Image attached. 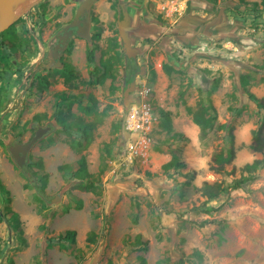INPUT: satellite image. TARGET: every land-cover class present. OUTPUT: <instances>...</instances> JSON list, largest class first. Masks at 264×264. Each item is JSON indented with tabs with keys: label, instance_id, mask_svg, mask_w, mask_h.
I'll use <instances>...</instances> for the list:
<instances>
[{
	"label": "rangeland",
	"instance_id": "obj_1",
	"mask_svg": "<svg viewBox=\"0 0 264 264\" xmlns=\"http://www.w3.org/2000/svg\"><path fill=\"white\" fill-rule=\"evenodd\" d=\"M82 1L40 0L12 25L21 46L12 36L0 39V153L14 176L0 184L9 191L26 243L6 215L0 264H264V167L241 189H229L248 175L246 165L264 160V109L250 99L264 100V0H119L130 19L131 59L140 68L127 91L115 0L95 1L88 12L90 39L70 37L52 66L51 44ZM87 48L94 50L93 64L86 62ZM114 52L121 62L113 65L112 78L99 83L102 62ZM66 65L76 75L69 82L55 74ZM164 65L173 69L169 76ZM140 89L150 91L152 109L145 141L123 126ZM89 99L96 103L90 114ZM159 109L171 113L170 133L160 127ZM35 115L42 116L35 121ZM56 117L72 126L95 122L89 147L71 150L68 142L80 134L68 137ZM45 127L50 131L19 169L8 153L10 139L24 144ZM81 157L95 177L93 192L80 190L89 182L76 174ZM172 158L183 168L163 170ZM61 165L69 171L59 172ZM44 173L48 184L39 196L34 185ZM204 183L225 192L208 199ZM19 192L28 215L37 218L31 232L12 205ZM77 200L79 211L73 208ZM6 207L0 192L1 216ZM208 207L216 211L201 212ZM67 230L76 232L75 245L65 243L63 250L54 240ZM90 233L93 242L86 240ZM137 235L144 246L135 244Z\"/></svg>",
	"mask_w": 264,
	"mask_h": 264
},
{
	"label": "trees",
	"instance_id": "obj_2",
	"mask_svg": "<svg viewBox=\"0 0 264 264\" xmlns=\"http://www.w3.org/2000/svg\"><path fill=\"white\" fill-rule=\"evenodd\" d=\"M239 3L246 5L247 3L244 0H238ZM264 5V1L261 3ZM112 7H114L117 11L118 14V21H122L123 20V10L122 7L119 3V0H115V3L111 5ZM258 4L257 3H252V10L254 12H257L258 15L261 14V11H264V8L259 12L257 9ZM13 31V26H11L8 30H6L5 32L0 34V39H2L3 37H5L6 35L12 36V40L11 42L14 43H18L19 46H21V41L16 37V35L12 32ZM100 35L96 34L95 36H93L94 40H99ZM13 43V44H14ZM118 47V44L116 41H114L113 43V48L116 49ZM86 62L88 64H93L94 62V50H91L89 48L86 49ZM120 55L117 52H114V55L109 56L108 58H106L103 62H102V68L104 70V73L99 81V83H103L105 81V79H107L108 77L112 78V74L111 69L113 67L114 64H118L121 62L120 60ZM3 60V59H2ZM125 62L128 65V67L125 70V76H124V80H125V91L128 90V88L130 87V85L134 82V78L137 74H139L140 72V68L136 67L133 63L132 59L126 58L125 57ZM65 68L62 70H55V74L60 75L64 81L69 82L70 80L76 78V75L74 74V68L70 65H66L64 66ZM173 69L167 65L163 66V72L169 76L173 71ZM45 88H47L45 86ZM180 96H182V93H180ZM250 99L256 104V106L259 109H264V100H259L256 99L254 96L250 95ZM89 104L86 105V109L85 111L90 114L92 112H94L96 103L93 99H89L88 101ZM158 114L161 118V123H160V127L166 131L167 133L171 132V121H170V115L171 113L168 111H163L162 109H159ZM42 115H35L33 117V120L37 121L41 118ZM57 121L59 122L61 128L63 129V132L71 138V133L72 131H76L77 133L80 134L79 138H72L70 142H68V145L70 147L71 150L75 151V152H81L82 150H85L89 147V145L92 143L93 141V137H92V132L96 127V123H84L82 121H79L76 125L72 126L70 124H67L64 122V120H62L61 118H57ZM181 137V135L179 134H174L173 135V139H179ZM52 143V141L50 142ZM107 155L110 154V151L108 149L105 150ZM35 164L37 165V167L39 169L43 168V162L41 159H38ZM183 164L181 162H178V160L176 158H172L169 162H167L166 164H164L162 166V169L165 171H168L170 169H180L183 168ZM264 167V160H254L251 164L246 165L243 168V171H245L248 175L247 176H243L238 180H235L231 186H230V190H239L242 188V186H244L246 183L251 182L252 180H254L253 174ZM58 171L59 172H68L69 171V167L68 165H61L58 166ZM104 172V165H101L100 169H99V175H101ZM76 174L79 180H81L82 182H88L86 183V185H84L83 187L80 188L81 191L83 192H93L94 191V186L92 184V181L95 180V177L90 174L87 170V164H86V160L84 157H81L78 161H77V170H76ZM34 177L36 175H33ZM48 174L44 173L40 176L39 178V184H35L34 188L36 189L37 193L39 196H44L45 195V189L46 186L48 184ZM24 188H26L24 186ZM201 190H203V193L205 194V196H207L208 199H215L217 198L220 194L225 192V189L221 188L220 185L218 184H208V183H204L203 186L201 187ZM0 192L2 193V195H4L6 197V203H7V207L5 209V214L4 215H0V220H4L6 215H10V219L15 223V230H18L19 227V223H18V215L16 213H14L11 208L9 207V205L11 204V199L9 198V191L0 184ZM75 210H81L82 209V201L81 200H77L75 206L73 207ZM70 208H65V213H67L69 211ZM216 211V209L212 208V207H208L205 209H202L201 212L205 213V214H209L211 212ZM205 225V223H200V227H203ZM18 234L20 236V242L22 245H25V240L23 239L22 235L23 232L21 230H18ZM95 237V234L90 233V235L87 237V242H93V238ZM75 239H76V232L74 230H67L65 231L63 234H59L57 236V238L54 240L55 242L62 244L60 245V248L63 250H66V247L64 246L65 243L69 244V245H75ZM53 241V240H52ZM50 241V242H52ZM135 244L137 245H145V242H141L140 240V235L136 236L135 239ZM195 258H197V260L199 262L202 261V255L200 252L195 251L192 254ZM140 263L141 264H145L144 259H140Z\"/></svg>",
	"mask_w": 264,
	"mask_h": 264
},
{
	"label": "water",
	"instance_id": "obj_3",
	"mask_svg": "<svg viewBox=\"0 0 264 264\" xmlns=\"http://www.w3.org/2000/svg\"><path fill=\"white\" fill-rule=\"evenodd\" d=\"M40 0L29 3L28 0H0V34L8 30L31 6L38 3ZM96 0H83L74 16V20L63 29V33L58 37V44L53 49L54 60H57L59 52L65 47L67 41L73 36V29H76V35L84 40H89V29L90 22L88 12L91 6ZM122 7V6H121ZM123 10V20L118 21L119 36L124 44V51L127 58L133 57L132 52L129 50L130 41L127 34V28L130 23L128 15ZM85 18H82L84 17ZM59 63L57 62L56 65ZM50 128H39L37 129L35 136L29 143H12L13 138L10 139L9 143H12L8 148V153L11 160L15 163L18 168H21L24 163L28 152L31 147L39 141ZM58 199V197L56 198ZM56 201L55 199L53 202Z\"/></svg>",
	"mask_w": 264,
	"mask_h": 264
},
{
	"label": "built area",
	"instance_id": "obj_4",
	"mask_svg": "<svg viewBox=\"0 0 264 264\" xmlns=\"http://www.w3.org/2000/svg\"><path fill=\"white\" fill-rule=\"evenodd\" d=\"M149 92L148 89L139 90L136 95L139 103L129 106L123 121L124 130L132 135H138L142 141L146 140L151 122L152 109L146 102Z\"/></svg>",
	"mask_w": 264,
	"mask_h": 264
},
{
	"label": "crops",
	"instance_id": "obj_5",
	"mask_svg": "<svg viewBox=\"0 0 264 264\" xmlns=\"http://www.w3.org/2000/svg\"><path fill=\"white\" fill-rule=\"evenodd\" d=\"M13 180H14V176L12 173H10L9 160L0 153V181H2L4 184H7V182L10 183ZM25 198H26L25 195L22 192H19L17 199L12 201V205L14 210L20 213V218H21L20 220H23L25 223L28 221L27 229L29 232H31V230L35 228L37 218L28 215V213L26 212Z\"/></svg>",
	"mask_w": 264,
	"mask_h": 264
},
{
	"label": "flooded vegetation",
	"instance_id": "obj_6",
	"mask_svg": "<svg viewBox=\"0 0 264 264\" xmlns=\"http://www.w3.org/2000/svg\"><path fill=\"white\" fill-rule=\"evenodd\" d=\"M82 18H85V16L82 17ZM62 33H63V29H62V31H61L58 35H56V37L54 38V41H53V43L51 44V47H50V54H51V57H52V62H51V63H52V66H53V67L57 66V65H56L57 62L59 63V56H58L57 60H54V57H53V49H54V47L58 44V37H59ZM73 36H77V35H76V29H73ZM62 50H63V46H62ZM62 50H61V51H62ZM61 51L59 52V54L61 53ZM45 128H47V127H45ZM48 128L51 129V127H48ZM37 129H39V128H37ZM37 129H36V131H37ZM36 131H35V133H36ZM49 131H50V130H49ZM35 133H34L33 136H31V138L29 139V141L26 142V143H29V142L31 141V139L35 136ZM12 143H20V141H19L18 139H13ZM12 143H8L7 149L10 147V145H11ZM26 143H24V144H26ZM21 144H22V143H21ZM28 154H29V152H28ZM28 154H27V156H26L25 163H24V165H23L21 168L25 167V166L28 164V159H29ZM14 164H15V163H14ZM21 168H19V169H21Z\"/></svg>",
	"mask_w": 264,
	"mask_h": 264
},
{
	"label": "bare ground",
	"instance_id": "obj_7",
	"mask_svg": "<svg viewBox=\"0 0 264 264\" xmlns=\"http://www.w3.org/2000/svg\"><path fill=\"white\" fill-rule=\"evenodd\" d=\"M28 1H29V3H34V2H36L38 0H28Z\"/></svg>",
	"mask_w": 264,
	"mask_h": 264
}]
</instances>
